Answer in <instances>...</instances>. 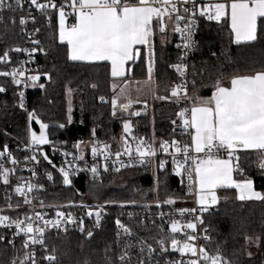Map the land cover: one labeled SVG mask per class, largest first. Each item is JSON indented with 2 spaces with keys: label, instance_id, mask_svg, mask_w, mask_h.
I'll return each instance as SVG.
<instances>
[{
  "label": "snow or ice",
  "instance_id": "snow-or-ice-1",
  "mask_svg": "<svg viewBox=\"0 0 264 264\" xmlns=\"http://www.w3.org/2000/svg\"><path fill=\"white\" fill-rule=\"evenodd\" d=\"M30 7H34L37 11L45 16L49 14V10H54L58 19V39L61 44L67 46V59L70 61H81L88 63L106 62L110 66L109 75L112 78L110 87L113 91L111 98V115L117 116V112L128 113L129 116H139L140 112L129 111L134 103H140L139 94L147 93L155 96L156 99L165 100L176 98V102L186 101L191 107L185 106L181 108L176 115L180 118L183 129L187 132L191 129L190 143L183 144L178 140L160 142L156 148L152 143L144 140L143 137H133V141L138 140L133 148L124 135L120 136L123 143V150L116 151V159L112 161L113 170L119 171L121 167L133 166V162L145 164L148 159L155 157L157 151L169 153L171 148V157L173 171L177 176L185 177L189 184V192L195 191V202L199 205V211L205 212L210 206H214L218 202L217 189H235L236 198L238 200H260L264 201V193L256 191L253 187V181L245 178L243 180L233 179L234 171H242L239 164V152L255 151L257 155V164L261 171H264V70L255 71L249 75L234 74L229 77L228 85L225 86L218 78L213 86L211 96L203 97L199 95H189L184 84H176L170 89V96H157L155 92L154 80V37L157 31L163 38L169 32L179 34L181 44L177 47H183L185 50L193 47L192 39L193 31L196 26V14L205 17L207 20L221 22L227 18L228 26L232 34V42H252L257 39L258 18H262L264 23V0H224V2L214 3H197L196 0H63L57 4L56 0H46L40 3L39 0H27ZM24 0H0V11L7 9L15 12L17 8H22ZM69 17L74 22L67 23ZM34 21V17L32 18ZM26 18L21 15L19 24L25 25ZM38 32L39 29H36ZM33 44H39V41L33 40ZM147 58V76L144 80H133L132 64L141 56V47ZM15 52H36L37 48L12 49ZM43 51V49H39ZM182 59V57H181ZM9 61V52L4 51L0 55V63L7 64ZM21 65L24 63L20 62ZM182 77L185 74L186 65L177 63L170 65ZM46 78L48 73H43ZM0 76L10 77L11 83L20 85L28 82L35 85L40 79L39 74L25 75L22 67L12 68L10 71H0ZM23 78V79H21ZM195 86V85H194ZM40 88L44 85L40 84ZM90 87L95 89L96 84ZM118 89V91H117ZM138 95L136 99L132 98V91ZM6 91L4 86H0V93ZM69 95L72 89L68 88ZM19 106L24 108V92H19ZM99 100L107 102L105 97L101 95ZM145 108L147 101H144ZM69 122H71V102L69 101ZM28 119L36 120L39 124V134L29 127L28 143L26 147L40 146L51 143L46 135L45 130L48 125L42 123L35 117L34 112H28ZM175 124L176 122L173 121ZM61 128L64 125H60ZM123 133H131L132 125L130 120L124 119L122 124ZM95 137V129L92 133ZM83 141H76L73 148L76 153L64 152L63 155L71 156L72 160H82L83 154L81 144ZM108 145L98 144L95 139L91 142V152L93 156L98 154L102 159L107 160L112 153L106 151ZM226 154L222 156L221 154ZM45 161L52 164L48 156L42 151ZM128 157V163L125 164L120 158ZM7 156L10 163L17 164L18 161L13 158L5 145L3 151H0V157ZM182 157V158H181ZM29 159V157H25ZM32 161H37V156L30 157ZM119 164V167H117ZM55 168L56 166L52 164ZM75 168V165H69ZM165 167V161L160 160L159 168ZM64 185H70V172L64 166L58 169ZM94 177L99 176L96 165L90 169ZM104 171H108V165H104ZM13 169L4 167L0 164V181L5 185L9 184V175ZM36 175L35 172L32 173ZM47 177L51 180L52 173L48 172ZM31 192L35 185L28 183H19L14 191L23 196V202L30 204L27 192ZM42 187V186H41ZM111 203V202H109ZM128 203H136L130 201ZM164 204L171 205L174 200L169 198L163 201ZM19 205H17L18 207ZM88 208L87 205H80ZM156 206H160V202H156ZM12 207L11 204L8 205ZM123 207V204H121ZM103 206H97L95 209V218L97 226L101 220V210ZM181 216L185 213L195 212L196 209L181 208L178 210ZM87 215L91 217L93 211L89 210ZM131 215V213H129ZM57 219L54 221L44 220L46 227H59L62 223L65 213L57 212ZM163 216V213H161ZM37 221L43 217L41 213H35ZM67 221L72 222L71 214L67 215ZM117 229L123 230V233L131 236L132 230L125 226L119 219L116 220ZM198 224H203L201 216H195L193 219L187 220L186 223L172 219L168 226L170 235L161 236L156 243L159 245L160 252H166L170 246L172 251L178 252L181 257L186 255L193 257L187 260L180 259L176 261H165V264H232V261L226 259L219 249H215L214 253H210L204 245H198L196 241L203 239L209 241V236H200L198 234ZM0 226L5 228H14L13 236L23 234L22 248L27 250L31 245H44L43 235L45 227L33 226L32 218L25 215L23 218L12 219L8 215H0ZM81 231H83V220L80 221ZM162 231V230H161ZM177 234H182L183 239H177ZM92 231L87 232V236L91 237ZM120 232L117 231V237ZM5 237L0 235V241ZM260 237L245 236L246 242L258 243ZM8 244L14 241L9 239ZM140 252L143 253L147 249L149 261L155 249L151 244L140 242ZM131 245L125 243V251L120 254L117 259L120 264H131L129 250ZM55 252V249L52 250ZM251 256V253H247ZM35 251H25L20 264L31 261V264H37ZM43 259L53 264L56 261L55 255H44ZM10 264H17L14 258ZM138 264H146V261L140 259Z\"/></svg>",
  "mask_w": 264,
  "mask_h": 264
},
{
  "label": "trees",
  "instance_id": "trees-1",
  "mask_svg": "<svg viewBox=\"0 0 264 264\" xmlns=\"http://www.w3.org/2000/svg\"><path fill=\"white\" fill-rule=\"evenodd\" d=\"M62 0H56L61 3ZM0 22V55L9 52V63L18 62V54L12 49L23 42L20 25L12 22L9 12H1ZM68 21L73 23L72 18ZM257 39L249 43H233L227 18L221 22L200 20L199 34L196 37L190 65L193 95H210L219 78L226 85L229 77L234 74L249 75L264 70V23L262 18L257 21ZM35 26L39 29L41 44L37 56L38 74L40 79L29 91L27 107L34 112L36 118L48 125L47 138L55 143H69L76 135L81 134L91 144L95 139L98 143L117 146L120 142L123 119L130 120L134 134L158 143L172 140L178 131L179 117L176 113L182 108L176 98L149 102L148 107L139 116L125 118L117 113L111 115V98L113 82L109 75L107 63H79L67 59V47L58 40V21L55 11L47 16L39 14L35 17ZM160 34L154 37V80L157 96H170V89L177 83V72L170 65L180 61L177 47V36L172 35L170 41L162 42ZM145 57L143 53L138 61L132 64L133 80L146 78ZM6 66L0 63V71ZM48 73L46 78L43 73ZM96 84L93 89L91 84ZM44 87L40 88L39 85ZM195 85V86H194ZM0 86L6 91L0 93V149L5 145L15 149L25 144L27 139V119L19 100L15 85L9 78L0 76ZM71 92V122L67 111V89ZM103 95L107 102L102 103ZM138 109V107H137ZM173 121L176 123L174 124ZM32 127L37 130L39 124L31 120ZM60 125H64L63 128ZM95 129V137L92 133ZM239 164L242 171L234 173L236 180L245 178L253 181L255 190L264 193V171L257 164L255 151L239 152ZM130 173L122 187H113L118 177ZM53 182H46L43 195L46 202L56 203L83 200L90 187L99 184L103 190L101 201L107 202H150L157 198L178 200L184 197V191L178 187V180L167 170L153 174L151 170L139 171H108L98 177L82 176L65 186L59 177ZM15 181L8 185L0 182V214L14 218L20 215L13 211L23 206L22 200L14 191ZM233 189H218V196H232ZM227 198V197H225ZM12 207L9 208L8 205ZM17 205H19L17 207ZM203 225L211 231L208 251L214 253L217 246L221 254L232 261V264H264V201H234L221 199L203 214ZM115 211H108L106 220L91 237L73 232L46 231L44 247L40 251V263L49 264L44 255H55L53 264H120L117 239L115 233ZM142 230V229H140ZM0 264H10L15 258L17 264L23 258V249L19 241L8 244L11 239L9 232L0 228ZM142 237H147L146 235ZM245 236L260 237L258 243L245 241ZM154 235V238H158ZM55 249V252L52 250ZM251 253L249 256L247 253ZM29 262L26 261L25 264Z\"/></svg>",
  "mask_w": 264,
  "mask_h": 264
},
{
  "label": "built area",
  "instance_id": "built-area-1",
  "mask_svg": "<svg viewBox=\"0 0 264 264\" xmlns=\"http://www.w3.org/2000/svg\"><path fill=\"white\" fill-rule=\"evenodd\" d=\"M218 1H224V0H196L197 3H214ZM11 2V0H9ZM40 3H45L46 0H39ZM63 2V0H62ZM61 2V3H62ZM60 4V3H57ZM9 12L11 15L12 22H18L19 24V18L21 15L25 16L26 23L25 25L21 26L20 29L23 36V42L19 46V48L22 49H29L37 48L36 52L29 53L26 52H17L18 54V62L16 64H10L9 61L7 64L2 63V65L6 66L4 71H10L12 68L15 67H22L25 70V75H35L38 74V63H37V56L39 53V48L41 44V39L38 36V32L36 29H38L35 26V17L39 14H42L41 12L37 11L34 7H30L27 0H24L22 8H17L15 12H11L7 9H4L1 12ZM54 10H49V12H52ZM34 17V21L33 18ZM71 18V17H69ZM196 26L193 31L192 39L194 41L193 47L191 49L185 50L183 47H179V55H180V61L179 63L185 64L186 70L185 74L182 77L179 73H177V83L176 84H184L188 90L189 95H193L191 92V86H192V80L190 75V65H191V58L193 56L194 47L196 45V37L197 34H199V22L200 20H207L205 17H202L199 15V13L196 14ZM2 17H0V22H2ZM177 36V45L181 44V38L179 34H176ZM37 40L39 41V44H33L32 41ZM182 57V59H181ZM21 61L24 63L21 65ZM11 80L10 77H6ZM23 79V78H21ZM34 85L31 84V82H28L27 86L22 83L20 85H15L17 96H19V92H24V112L27 119V139L24 145L21 147H17L15 149H9V152L12 153V156L14 159L18 161L17 164L13 165L9 162L7 156L0 157V164H3L4 167L13 169V172L9 175V181H15L16 185L19 183H24L25 185L28 183H31L35 185L36 187L33 188L31 192H27V188L25 187V191L27 192L28 198L31 200L30 204H26L23 202V196L18 195L20 199L22 200L23 206L14 209L13 211L19 212L20 215L16 218L11 217L12 219H18L23 218L25 215L30 216L32 218L33 226H40L45 227L46 231H63V232H73L77 234H82L86 237L88 231H92L94 234L97 232L104 221L106 220V216L108 214V211L113 209L115 211V222L117 219L121 221L125 226L129 227L132 230V235H126L123 233V230L117 229V225L115 223V233H116V239H117V247L119 250L118 256L122 254L123 251L126 249L124 248L125 243L130 244L132 247L129 250V254L131 257V264H138V261L140 259H143L146 261V264H165V261H176L180 259H190L193 257H190L188 255L181 257L178 252L172 251L171 247L169 246L166 252L161 253L159 249V245L156 243L157 240L161 238V236H168L170 235L168 232V226L171 223L172 219L180 220L184 223L187 222L189 219H193L195 216H201L203 220V214L206 212H200L199 211V205L195 202V191L189 192L188 190V180L183 176H177L173 171V165H172V157L170 155L171 148L169 149V153H164L163 151H157L156 156L148 159V161L145 164H138L133 162V166L130 167H121L120 171H139V170H151L153 174H160L165 171H169L170 174H172L174 177L178 180V187L182 188L184 191V197L175 200L174 203L171 205L164 204L162 200L158 199L160 202V206L157 207L156 203H149L147 202H136V203H122L123 207H121V203H93L86 197L83 200L79 201H65V202H56V203H50L46 202L43 195L46 190L45 183L46 182H53L56 177H59V179H63L58 171V169L62 166L66 167L68 171L70 172V180L71 183L78 178L82 176H88L90 178H95L93 174L91 173L90 169L93 165H96L99 171V175L103 172L108 171H115L113 170L112 161L116 159L115 152L120 150H123V143L120 141L117 146H112L111 144L108 145V148L106 151L111 152L112 155L107 159L104 160L101 158V156L98 154L97 156H93L91 152V144H89L81 134H78L73 138L69 143H66L65 141H62L60 143H55L51 140H49L51 143L40 145V146H32V147H26L28 143V129L31 127L33 131L38 133V129L35 130L32 127V122L28 119V107H27V97L29 91L33 88ZM18 100L20 98L18 97ZM181 107H191L190 104H188L186 101L181 100ZM21 108V107H20ZM22 109V108H21ZM129 111H134V106H131ZM119 114L125 115L127 118H132L134 116H129L128 113H120ZM178 131L175 140L180 141L181 144L188 142L190 143V131L189 129L187 132L183 129L181 125V121L179 118L178 121ZM121 135H124L125 138L130 142L133 143V148L135 143H138L139 141H133V137H141L137 134H134L133 129L131 130V133H123V130L121 132ZM120 135V136H121ZM145 141L152 143L146 139ZM173 140V139H172ZM76 141H83L84 143L81 144V150L83 154L82 160H72L71 156H65L63 155L64 152H71L73 154L76 153V149L73 148V144L76 143ZM171 141V140H166ZM98 144H104V143H98ZM154 147L158 148L160 142L158 143H152ZM4 148V147H3ZM3 148L0 149V151H3ZM41 151L46 154L49 158V160L52 161V164H54L56 167L54 168L52 164H49L47 161L44 160L43 155H41ZM32 155L37 156V161H32L30 157ZM222 156H225L226 154H221ZM25 157H29V159H25ZM182 158V157H181ZM125 164L128 163V157L127 156H121L120 158ZM160 160L165 161V167L164 169L159 168V162ZM108 165V171H104V165ZM69 165H75V168L69 167ZM117 167H119V164H117ZM33 172L36 173L35 176H33ZM52 173V179L49 180L47 177V173ZM239 171H234V173H238ZM2 182V181H0ZM64 185V184H63ZM71 185V184H70ZM65 185V186H70ZM42 186V187H41ZM87 205L88 208L81 207L80 205ZM103 206L101 210V220L99 225L96 224V218H95V209L97 206ZM181 208H187V209H196L195 212L192 213H185L183 216L179 213V209ZM92 210L93 215L89 217L87 215L88 211ZM41 213L42 219L37 221L35 217V213ZM57 212H63L65 213V217L62 220V223L59 227H46L44 225V220L54 221L57 219L56 213ZM131 213V215H129ZM161 213H163V216H161ZM71 214L73 217L72 222L67 221V215ZM83 220V231H81L80 221ZM1 229L9 232L11 237V240L14 242L19 241L22 246V241L24 239L23 234H20L19 236H13V232L15 231L14 228H5L3 226H0ZM142 229V230H140ZM162 230V231H161ZM117 231L120 232L119 237H117ZM44 232V233H45ZM158 235V238H154V235ZM198 234L200 236H209L211 238V231L209 228L204 226L203 224H198ZM147 236V237H142ZM44 236V235H43ZM177 239H183L182 234H177ZM44 239V237H43ZM144 241L146 244H151L152 247L155 249V252L153 253L151 260L149 261L147 249L145 248V251L143 253L140 252L141 244L140 242ZM198 245H204L205 248L208 250L207 245L208 241H205L203 239H198L196 241ZM40 244L31 245L29 249L25 250L23 249V252L25 251H35L36 253V260L37 264L40 263V251L43 248ZM28 264H31V261H28Z\"/></svg>",
  "mask_w": 264,
  "mask_h": 264
},
{
  "label": "rangeland",
  "instance_id": "rangeland-1",
  "mask_svg": "<svg viewBox=\"0 0 264 264\" xmlns=\"http://www.w3.org/2000/svg\"><path fill=\"white\" fill-rule=\"evenodd\" d=\"M214 21V20H212ZM216 22V21H214ZM118 91V89H117ZM67 111L69 109V101L71 100V95H69V93L67 92ZM132 98L133 99H136L137 98V93L133 90L132 93ZM139 99L140 100H148L149 102H153L154 100H157L155 98V96H152V95H149L147 94L146 92L145 93H141L139 94ZM125 118H127L125 115H123ZM68 117H69V111H68ZM124 120V119H123ZM122 124H123V121H122ZM40 130V128H39ZM123 130V129H122ZM46 132V130H45ZM39 134V131L38 133ZM130 173H127V172H123L119 177L118 179L116 180V182L114 183L113 187L115 188H118V187H122L124 185V182L127 180V178L129 177ZM101 186L99 184H94L90 187V191L87 193L86 195V198L89 199L91 202L93 203H97V202H100V203H107V204H110L109 202L111 201H107V202H103L101 201V198H102V195H103V190L102 188H100ZM227 197L226 199H228V196H224V198ZM158 200L157 198V195L154 196V198L152 200H150L151 203H156ZM149 202V203H150ZM111 203H121V202H111ZM122 203H127V202H122ZM121 203V204H122ZM1 215V214H0Z\"/></svg>",
  "mask_w": 264,
  "mask_h": 264
},
{
  "label": "crops",
  "instance_id": "crops-1",
  "mask_svg": "<svg viewBox=\"0 0 264 264\" xmlns=\"http://www.w3.org/2000/svg\"><path fill=\"white\" fill-rule=\"evenodd\" d=\"M218 2H224V1H218ZM259 19V18H258ZM57 21H58V19H57ZM72 21L74 22V20L72 19ZM67 23H69V24H71L69 21H67ZM57 32H58V30H57ZM159 33V32H158ZM160 34V33H159ZM175 33H171V32H169L168 34H167V36L165 37V38H163V41H162V37L160 36V40L162 41V42H166V41H170V39H171V37H172V35H174ZM161 35V34H160ZM176 35V34H175ZM59 40V39H58ZM60 42V41H59ZM241 43H249V42H240V43H238V44H241ZM66 45V44H65ZM67 47V46H66ZM141 47V53H143V55H144V57H145V73H146V76H147V58H146V56H145V54H144V52H143V47L142 46H140ZM67 53V52H66ZM139 59V58H138ZM138 59L136 60V62L138 61ZM72 62H79V63H88V62H81V61H72ZM135 62V63H136ZM96 63H106V62H96ZM109 70H110V66H109ZM153 75H154V73H153ZM144 80V79H143ZM228 85V82H227V84L225 85V86H227ZM214 90V89H213ZM211 94H212V92H211ZM211 94L210 95H199V96H203V97H209V96H211ZM158 100V99H157ZM166 100V99H165ZM141 102L140 103H134L132 106H134V111H137V112H139V111H142V110H144L145 109V104H144V101L145 100H140ZM147 101V107H148V104H149V101L148 100H146ZM154 101H156V100H154ZM160 101V100H159ZM137 107H138V109H137ZM146 107V108H147ZM139 110V111H138ZM249 151H251V150H249ZM242 152H246V151H242ZM233 179H235V177H234V173H233ZM236 180V179H235ZM254 187V186H253ZM255 189V188H254ZM218 190V189H217ZM216 190V191H217ZM235 192H234V194L232 195V196H230V197H228V199L229 200H234V201H241V200H238L237 198H236V190L235 189H233ZM257 191V190H256ZM217 196H218V194H217ZM218 202H219V200L221 201V199H226V198H224V197H221V196H218ZM244 201H247V200H244ZM248 201H260V200H255V199H252V200H248ZM217 202V203H218ZM217 205V204H216ZM215 206V205H214ZM214 206H210L209 208H212V207H214ZM208 208V209H209Z\"/></svg>",
  "mask_w": 264,
  "mask_h": 264
},
{
  "label": "water",
  "instance_id": "water-1",
  "mask_svg": "<svg viewBox=\"0 0 264 264\" xmlns=\"http://www.w3.org/2000/svg\"><path fill=\"white\" fill-rule=\"evenodd\" d=\"M95 215V214H94Z\"/></svg>",
  "mask_w": 264,
  "mask_h": 264
}]
</instances>
